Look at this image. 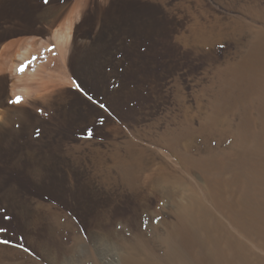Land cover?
Listing matches in <instances>:
<instances>
[{
  "label": "rangeland",
  "instance_id": "1",
  "mask_svg": "<svg viewBox=\"0 0 264 264\" xmlns=\"http://www.w3.org/2000/svg\"><path fill=\"white\" fill-rule=\"evenodd\" d=\"M258 35L264 45V0H0V264H58L48 250L68 264L119 260L98 223L176 233L186 191L264 264V240L207 193L248 192L239 164L264 162L261 91L237 103L225 90ZM185 248L165 261L210 257Z\"/></svg>",
  "mask_w": 264,
  "mask_h": 264
},
{
  "label": "bare ground",
  "instance_id": "2",
  "mask_svg": "<svg viewBox=\"0 0 264 264\" xmlns=\"http://www.w3.org/2000/svg\"><path fill=\"white\" fill-rule=\"evenodd\" d=\"M60 36L62 35H59V38H57L59 41L62 39ZM256 39V43L249 48L240 63L227 71L228 80H226L227 82L225 81V90L230 91L229 99L236 101L237 103L241 100V96L248 97L249 99V96L252 93L254 94L261 91L262 95L255 100V106L258 108L260 116L262 117L263 123L261 126V132L264 135V45L261 43L262 38L259 35ZM213 120L216 122V119ZM210 122L212 123V121ZM130 147V151L132 152V155H130L133 156L132 149H135V147ZM207 167L209 166L207 165ZM131 169L129 168L127 170L131 171ZM123 170L125 169L123 168ZM236 174L238 176L240 174L241 177L246 179L249 187L248 192H243L242 195L236 196L230 192H225L221 184H215L211 181L210 183L213 185L210 184V187L207 184L209 182L206 183L207 185L205 184V186H208L211 191L207 192L209 199L219 210L223 211L227 215L226 217H228L234 227H236L245 237L256 236V238L264 240V192L257 193V190H264V162L261 159H257L248 162L247 164H239L238 172H236ZM156 190L159 189L157 188ZM177 194L179 193L154 192V197L159 201H164L165 199L170 201L171 198L172 200H176V197H178ZM180 200L181 203L179 204V210H176V212L178 211L180 213L182 224L177 226L178 228L176 233L170 230L167 232L164 229L163 231H160L159 227L155 226L152 222L149 223V228H147L148 230L146 231L142 230L143 227H141L142 225L139 223L130 224L128 221L125 222L121 230H117L116 225L111 223L106 225L98 223L99 234L110 239L109 246L117 253V256H119L117 258H119V260L115 257L105 260L99 259L97 264H165V262H169L167 260L165 261L168 254L167 252L173 247L175 248L174 251L176 252V257L177 253L181 254V249H183L184 253L187 252V248L185 247L195 249L204 247L207 249V252H210V257L209 259H205L206 256H201V253L200 255L197 254L198 261L201 264H251L249 261L247 247L242 244L243 242L240 243V241L234 236L228 235L229 233H224L222 231L223 228H221V225H219L218 222H213L212 224L211 213L205 206H203L200 195L198 196L194 193L186 191V194L181 196ZM148 204L149 203L146 202L142 211L152 209ZM161 224H166L164 219H162ZM168 237L173 241V245H169L170 242L168 243ZM198 249L196 251H198ZM161 250H164L165 252L162 256L160 255ZM48 251V254L47 252L44 254L46 258H49L53 262L58 261V264H68V253L65 254L64 252H58L55 250ZM180 254L178 255L180 256ZM97 255L100 256L98 253ZM170 256H172V254H168L167 259ZM95 257L96 256H94V258ZM173 258H175L174 255ZM174 260L176 261V259ZM178 260H180V258H178L177 261ZM86 261H82L80 264H85ZM36 264L38 263L36 262ZM185 264H188V262Z\"/></svg>",
  "mask_w": 264,
  "mask_h": 264
},
{
  "label": "snow or ice",
  "instance_id": "3",
  "mask_svg": "<svg viewBox=\"0 0 264 264\" xmlns=\"http://www.w3.org/2000/svg\"><path fill=\"white\" fill-rule=\"evenodd\" d=\"M44 2L47 3V0H44ZM221 47H223V45H221ZM18 71L23 72V71H24V66H21V67L18 69ZM77 89L80 90V91H82V89H79V85H77ZM88 98H89V99H92L90 96H89ZM21 101H22V97L17 96V97L15 98V100H13V101H9V103H16V104H19V103H21ZM99 107L103 109V108L106 107V105H104V104H100ZM39 111H40L41 113H43V110H42V109L39 110ZM100 122L103 123V118H101V121H100ZM37 135H39V130H37ZM91 135H92V130H91V129H88V137L91 138Z\"/></svg>",
  "mask_w": 264,
  "mask_h": 264
},
{
  "label": "crops",
  "instance_id": "4",
  "mask_svg": "<svg viewBox=\"0 0 264 264\" xmlns=\"http://www.w3.org/2000/svg\"><path fill=\"white\" fill-rule=\"evenodd\" d=\"M69 19H74L75 20L76 19V16L75 17H72V18L70 17Z\"/></svg>",
  "mask_w": 264,
  "mask_h": 264
}]
</instances>
